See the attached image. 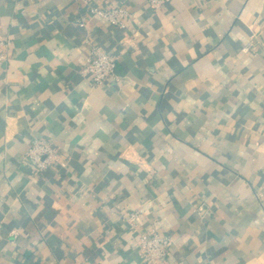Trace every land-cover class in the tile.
Wrapping results in <instances>:
<instances>
[{
    "label": "crops",
    "instance_id": "0c3cea01",
    "mask_svg": "<svg viewBox=\"0 0 264 264\" xmlns=\"http://www.w3.org/2000/svg\"><path fill=\"white\" fill-rule=\"evenodd\" d=\"M0 31V264H144L152 229L165 264H264V0H0Z\"/></svg>",
    "mask_w": 264,
    "mask_h": 264
},
{
    "label": "built area",
    "instance_id": "2783aa9c",
    "mask_svg": "<svg viewBox=\"0 0 264 264\" xmlns=\"http://www.w3.org/2000/svg\"><path fill=\"white\" fill-rule=\"evenodd\" d=\"M171 1L173 0H147L153 10L164 9ZM91 11L103 20L121 27L125 25V20L129 16V10L125 6L109 8L92 6ZM10 47V37L0 31V61L8 58ZM117 63V55L103 51L98 46H91L84 72L90 75L93 85L103 84L117 77ZM23 159L33 162V173L36 175L43 173L54 163L63 165L65 163L58 149L40 137L31 139ZM136 217L137 213H133L129 219L133 223ZM170 242L169 236L159 234L156 229L139 234V254L142 262L144 264H165L169 255Z\"/></svg>",
    "mask_w": 264,
    "mask_h": 264
}]
</instances>
